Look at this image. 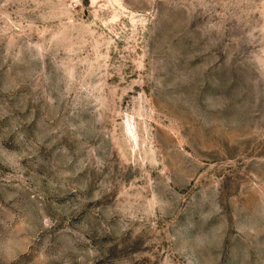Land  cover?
Returning <instances> with one entry per match:
<instances>
[{
  "label": "rangeland",
  "instance_id": "obj_1",
  "mask_svg": "<svg viewBox=\"0 0 264 264\" xmlns=\"http://www.w3.org/2000/svg\"><path fill=\"white\" fill-rule=\"evenodd\" d=\"M0 264H264V0H0Z\"/></svg>",
  "mask_w": 264,
  "mask_h": 264
}]
</instances>
